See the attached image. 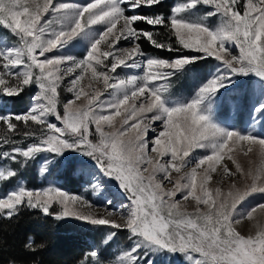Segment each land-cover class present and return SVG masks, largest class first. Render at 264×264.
<instances>
[{
  "label": "snow or ice",
  "instance_id": "obj_1",
  "mask_svg": "<svg viewBox=\"0 0 264 264\" xmlns=\"http://www.w3.org/2000/svg\"><path fill=\"white\" fill-rule=\"evenodd\" d=\"M160 2L91 0L88 4L78 6L56 4V0H0V26L19 37V47L7 52L0 51V68L3 69L0 72V94L16 96L32 84L39 89L27 112L0 115V121L9 134H21L14 121L22 122L28 129L22 135L25 138L35 137V142L20 147L17 141L5 137L3 144L15 146L10 151L0 152V159L17 162L18 156L31 159L41 151L58 155L69 149L80 151L92 157L105 175L115 179L128 195L127 205H122L120 209L100 207V212L84 197L69 194L57 187L29 190L20 186L0 197V215L11 218L23 204L39 208L46 215H55L56 219L74 217L116 231L127 230L144 244L183 254L189 264H264V224L257 225L255 234L248 235H242L235 227L245 220H254L253 214L257 210L264 212V204L257 205L243 215L237 212V205L251 193H264V163L254 170L250 168L246 171L234 159L239 146L245 156L258 148L261 161L264 162V137L222 129L202 110L204 101L225 87L232 76L251 73L264 79V0H246L243 15L237 9L238 0H189L187 6L174 8V14L168 20L163 16L126 15V9L122 7L126 3L130 9H139ZM198 3L211 5L220 12L226 18L225 25L214 31L202 23L180 18L187 7H195ZM73 8L79 11L70 26L62 30L53 31L50 27L53 22L44 21L50 12L59 15ZM64 22V17H61L59 23ZM137 22L168 28L180 48L221 61L228 70L227 74L211 79L194 99L172 108L165 107L161 88L152 87V82L165 80L186 64L204 57L184 56L171 61L159 57L148 58L143 65V83L139 85L135 77L127 80L114 78L111 74L116 73L117 68L135 66L134 62L145 55L140 46L142 38L155 48L179 51L171 44L158 42L153 32L139 28ZM101 24L106 27L83 60L52 55L54 50L62 48L86 29ZM117 25L120 27L117 28ZM121 40L130 41L131 47L118 48ZM229 42L238 46V55H226L229 49L225 45ZM105 60L108 62L105 63ZM96 65H102L106 71H98ZM69 74H74L68 87L73 98L63 104L62 116L57 110V90L64 76ZM85 74H90L91 80L102 81L105 90L112 88L123 95L113 103L101 102L99 97L102 92L99 89L89 93L82 86ZM113 79L116 82L110 83ZM10 80L12 83H9ZM82 97L87 100V104L77 105L76 101ZM140 97H144V100L139 108L135 103L130 110L124 107L130 99L134 101ZM154 111L156 114L150 120H162L165 130L157 132L151 141V151L160 158L170 156L165 163H160L159 159L153 161L148 155V141L144 136L149 131V125L144 124L141 128L144 114ZM122 112L127 113L123 121L126 127L105 131V126L114 127L116 117H120ZM257 112H264V104L257 108ZM49 116H55L56 120L61 121V126L51 123ZM129 120L135 122L129 123ZM32 126H39V135L31 130ZM93 130L99 137L95 143L89 139ZM133 130L138 131L125 139ZM206 144L211 146L212 153L199 158L187 177L173 180L172 173H180L189 164L185 158L190 152ZM228 162L234 168H230ZM149 167L152 169L151 174L145 175ZM202 167L204 174L200 176L198 194V169ZM217 168L221 179L225 176L229 179L250 178L251 184L245 191L236 192L235 195L229 191L227 197L217 202L222 195L220 188H215L214 192L208 188ZM158 174H161V179L157 178ZM15 175L13 170H8L6 174L0 171V179ZM182 179L185 180L184 184H181ZM164 181L173 183L174 187L166 189ZM184 189L187 191L182 200L190 197L195 201V213L183 210L181 203L174 199L177 192ZM53 203L60 206L58 212H50ZM199 205L207 206V210L201 211ZM117 216L123 218V223L117 222L114 218ZM112 234L115 235V232ZM27 247L32 248L31 240ZM141 247L142 244H135L122 251L115 261L104 259L102 250L93 248L85 253V259L80 264H138Z\"/></svg>",
  "mask_w": 264,
  "mask_h": 264
},
{
  "label": "rangeland",
  "instance_id": "obj_2",
  "mask_svg": "<svg viewBox=\"0 0 264 264\" xmlns=\"http://www.w3.org/2000/svg\"><path fill=\"white\" fill-rule=\"evenodd\" d=\"M162 1V0H161ZM42 2V0H40ZM91 0H56V4L67 3L71 5L83 6L90 3ZM246 0H238L237 9L243 15V5ZM189 4V0H174L172 4L171 14L169 18L173 16V9L176 7H183ZM125 7L126 15L137 14L141 16H164L160 11V8L156 5L152 7H142L139 9H130L127 4H123ZM78 8L71 9L68 13H62L57 15L56 13L50 12L44 17V21L51 20L53 23L50 25L53 31L62 30L68 26L72 20L75 19ZM215 13V14H212ZM61 17H64L65 22L59 23ZM180 18L185 19L192 23H202L207 26L210 30H219L225 23L226 18L214 9L211 5L198 3L195 7H187V10L180 14ZM165 19V18H164ZM43 22V21H42ZM139 28L154 33V38L161 43L171 44L174 49L179 51H166L164 49H158L146 39L142 38L141 41H146L147 45L152 48L145 50L140 46L145 55L138 58L134 63L135 66L117 68L116 73L111 75L114 78L127 80L130 77L137 78V84H142V77L145 72L144 62L148 58L159 57L166 60H175L178 57L191 56V57H204L203 53H199L192 50H185L180 48L176 43V37L171 34L168 28L163 26H151L142 22H137ZM105 25H93L90 29H86L82 34L68 42L65 46L58 50H54L52 55L72 57L75 60H83L88 54L92 44L99 38L100 33L105 29ZM120 25H117L119 28ZM19 47V37L15 35L11 30L6 27L0 26V51L7 52L9 49H15ZM118 48L131 47L130 41L121 40L117 45ZM226 48L229 49V53L226 55H238V46L232 43H226ZM104 49V45H101V50ZM39 54V53H37ZM51 55V54H48ZM103 59V58H101ZM108 61L105 60V63ZM205 65V72H201L197 67ZM64 65L61 66L63 68ZM98 71H106L102 65H96ZM3 69L0 68V72ZM78 72V70H77ZM228 70L225 68L223 63L210 56L204 58H197L192 63L186 64L182 69L175 71L170 74L167 79L162 81H153L152 87L161 88V97L165 107L172 108L184 103H187L194 99L199 90L206 85L211 79L227 74ZM74 74L64 76L60 86L58 88V104L57 110L63 116L64 109L63 104L73 98V93L68 91L69 82L73 78ZM90 74H85L84 80L81 82L85 91L91 93L93 89H99L102 95L99 100L103 103L115 102L123 93L119 90L112 88L104 89L102 81L91 80ZM110 83H115L116 80H110ZM9 83H12L10 80ZM91 85L92 87H89ZM2 87V86H0ZM39 89L35 84L27 86L19 95L6 96L0 94V115L22 114L28 111L33 104V97L37 95ZM29 96L30 103L25 109H16L14 106V99L17 97ZM22 98V99H23ZM144 97H140L136 100H129L128 105L125 108L131 109L133 103L139 108ZM77 105H86L87 100L81 98L76 101ZM264 104V79L256 76L255 74L248 75H235L232 76L230 81L226 82V86L221 88L219 92L213 96L208 97L202 106V110L205 114L209 115L210 119L214 124L222 129L236 130L241 133H252L257 136L264 137V112H257V108ZM153 113H145L144 122L141 124V128L144 124L149 125V131L144 136V139L148 141V155L152 157L153 161L159 159L160 163L169 161L170 156L165 155L160 158L156 152L151 151V141L156 137L157 132L163 131V121H151L150 118L155 115ZM127 113H123L120 117H116L114 127L109 128L105 126V131H117L121 126L126 127L123 124L124 117ZM48 120L61 126V121L56 120L55 116H49ZM135 121L129 120V123ZM17 130L21 134H9L2 121H0V152L10 151L15 145L3 144L5 137L17 141L20 147H26L29 144L35 142V137L25 138L22 133L28 129L22 122H16ZM31 125V122H30ZM153 129L155 131H153ZM31 130L39 135V126H32ZM136 131L133 130L129 133L125 139H129L135 135ZM94 143L98 141L99 137L95 134L89 136ZM207 143V142H205ZM212 153L210 145L206 144L204 147L194 148L188 157L185 159L189 161L186 167L181 169L180 173L173 172L172 179H178L181 176L187 177L190 174L192 167L198 162V159L205 157ZM234 159H236L246 171L248 169H256L261 166V153L258 148H254L252 153L247 156L243 154L240 147L238 146L235 150ZM229 163L230 168H234L231 162ZM8 170L15 171L16 175L6 179H0V197L5 196L7 193L17 190L20 186L25 187L29 190L44 189L49 186L57 187L69 194L79 195L87 199L92 205L97 207V210L102 212L100 207L107 206L108 208L120 209L122 205L128 204V195L124 192L118 182L115 179L109 178L102 171L101 167L97 162L90 156L74 150H66L62 155L56 153L41 151L37 153L31 159H25L23 157H17V162H13L10 159H0V171H4L5 174ZM151 167L145 175L151 174ZM199 176L197 177V191L199 194V180L200 176L204 174V168L198 169ZM219 168L217 172L213 173L212 180L208 184V188L214 192L215 188H220L221 197L224 199L227 197L229 191H232L235 195L236 192L245 191L251 184L250 178L241 179L239 177L229 179L225 176L223 179L220 178ZM158 179H161V174L157 175ZM185 180H181V184H184ZM233 184L235 185L233 187ZM166 189L174 187L173 183L164 181ZM187 189L177 192L175 200L179 201L182 205L183 210L188 213H195L197 204L190 197L188 200H182ZM109 201L111 203H109ZM259 204H264V193L254 192L247 196L240 204L237 205V212L241 215L246 214L250 209L256 207ZM79 207V206H77ZM201 211H206L207 206L199 205ZM39 209V208H38ZM60 206L57 203H53L50 211L53 213L58 212ZM126 212L127 210L124 209ZM254 220H245L239 225H235L236 230L242 235L255 234L257 231V225L264 224V212L257 210L254 214ZM117 222L123 223V218L120 216L114 217ZM63 221L73 222L76 227L82 229L80 235L86 241L87 252H90L93 248H100L104 259L108 261H115L122 251L133 247L135 244L140 243L142 247L139 250L141 259L138 264H189L186 257L181 253H173L166 250H162L156 246L144 244L138 237L132 236L127 230L116 231L109 228L108 226L92 225L87 222L75 219L74 217H65L61 219ZM85 232V233H84ZM115 232V235L112 233ZM145 253H147L145 255ZM85 259V256L82 260ZM81 260V261H82ZM80 261V262H81ZM80 262L78 264H80ZM19 264V263H11ZM37 264V263H33Z\"/></svg>",
  "mask_w": 264,
  "mask_h": 264
},
{
  "label": "trees",
  "instance_id": "obj_3",
  "mask_svg": "<svg viewBox=\"0 0 264 264\" xmlns=\"http://www.w3.org/2000/svg\"><path fill=\"white\" fill-rule=\"evenodd\" d=\"M173 2L162 0L156 5L165 20L169 19ZM141 46L152 48L146 41H141ZM201 65L198 70L205 72L204 63ZM22 98L14 99L16 109H25L30 103L29 96ZM81 231L73 222L22 204L11 218L0 215V264H78L87 251ZM30 240L31 249L27 247Z\"/></svg>",
  "mask_w": 264,
  "mask_h": 264
}]
</instances>
